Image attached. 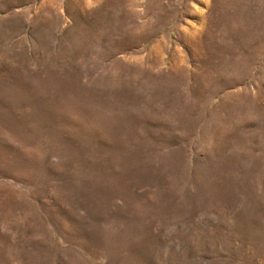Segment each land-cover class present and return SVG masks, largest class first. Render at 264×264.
Wrapping results in <instances>:
<instances>
[{"label":"rangeland","instance_id":"obj_1","mask_svg":"<svg viewBox=\"0 0 264 264\" xmlns=\"http://www.w3.org/2000/svg\"><path fill=\"white\" fill-rule=\"evenodd\" d=\"M0 264H264V0H0Z\"/></svg>","mask_w":264,"mask_h":264}]
</instances>
